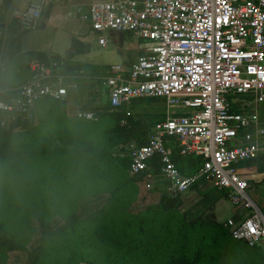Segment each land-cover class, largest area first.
<instances>
[{
	"label": "built area",
	"instance_id": "2783aa9c",
	"mask_svg": "<svg viewBox=\"0 0 264 264\" xmlns=\"http://www.w3.org/2000/svg\"><path fill=\"white\" fill-rule=\"evenodd\" d=\"M63 1L29 0L12 13L17 29L37 30L48 5ZM68 16L87 22L101 47L111 32L140 42L142 54L127 75L121 65L107 71L104 84L112 109L136 99H162L170 108L191 110L157 122L146 144H128L129 174L139 175L158 158L171 196L195 186L222 191L239 214L221 223L223 228L235 241L260 249L264 258V216L236 172V165L264 155L258 117L264 103V0H111L76 5ZM28 69L23 85L0 88L1 128L28 123L36 104L68 96L67 78L55 63L33 58ZM239 98L250 110H233ZM77 118L93 120V115ZM170 140L181 156L202 159L194 174L181 175L166 146Z\"/></svg>",
	"mask_w": 264,
	"mask_h": 264
},
{
	"label": "trees",
	"instance_id": "16d2710c",
	"mask_svg": "<svg viewBox=\"0 0 264 264\" xmlns=\"http://www.w3.org/2000/svg\"><path fill=\"white\" fill-rule=\"evenodd\" d=\"M33 55L36 54H23L16 61L27 64ZM35 107V122L28 128L22 129L23 123L11 124L6 129L0 127V167L15 169L37 157L50 155L56 159L74 160L77 164L85 161L87 177L118 175L120 182L107 188V201L85 217L79 218L75 208L59 213L64 220L58 227H52L48 213L41 209L37 216L42 231L39 244L25 250L29 264H42L50 242L66 238H85L86 247L99 251L109 264H205L209 259L210 262L216 261V258L204 250L213 247L218 252L225 245L224 241H227L229 252L238 263L243 264L248 257L256 258V249L232 239L210 212L187 219L181 211V196L173 197L164 191L144 210L133 212L127 206L113 210L126 189L137 190L145 183L143 172L136 176L129 174L127 146L134 139L140 140L141 145L146 144L148 133L156 123L134 120L125 112L118 111L94 116L91 122L69 119L64 117L61 104L49 100L39 102ZM104 119H109L110 128L99 123ZM98 127L106 128L102 135L104 138L81 139L77 136L84 129L92 132ZM88 134L85 132V135ZM57 141L62 147L57 145L53 148ZM120 146L121 150L127 147L125 155L112 151ZM191 158L196 159L198 168L202 165L201 158ZM143 185L146 188L147 183ZM83 227L85 237L78 234ZM59 248L64 252L66 246L60 244ZM22 250L24 248L16 236L0 224V254Z\"/></svg>",
	"mask_w": 264,
	"mask_h": 264
},
{
	"label": "crops",
	"instance_id": "0c3cea01",
	"mask_svg": "<svg viewBox=\"0 0 264 264\" xmlns=\"http://www.w3.org/2000/svg\"><path fill=\"white\" fill-rule=\"evenodd\" d=\"M109 1L111 0H64L61 3H50L43 12L39 28L21 32L15 25L12 13L15 9L25 8L29 0H0V88L16 89L23 85L30 78L28 62L39 58L46 63H55L67 78V98L62 102L51 101L63 106L65 118H77L79 113L96 117L118 111L125 112L134 120L157 123L190 113L191 110L170 108L162 99H136L120 109H112L109 106L108 89L104 84L107 71L113 65H121L127 75L134 61L142 54L140 42L135 41L128 33H122L123 38L120 40V33L111 32L106 46L101 47L98 45L97 35L91 31L87 22L68 16L69 9L76 5L85 7L94 2ZM47 11L48 15L45 16ZM26 53L36 55H33L27 64L24 61H16ZM35 108L31 112V121L25 124L35 122ZM232 108L237 112L250 110L247 100L242 98L234 99ZM258 117L260 125L264 127V103L258 109ZM99 123L111 127L109 119ZM133 141L141 145L140 140L134 139L131 142ZM241 143L239 141L237 144ZM166 146L181 175L190 176L198 170L196 159L181 156L172 140ZM121 148L122 146L114 149V153L125 155L126 149ZM236 172L247 182V194L264 216V155L236 165ZM143 173V181L150 185L149 193L143 185L145 183L141 184L140 188L150 197L157 200L161 192L169 191L171 183L162 177L158 158L151 160ZM181 211L187 219L210 212L219 224L239 215L235 213L222 191L199 186L181 195ZM254 254L264 263L260 249H256Z\"/></svg>",
	"mask_w": 264,
	"mask_h": 264
},
{
	"label": "rangeland",
	"instance_id": "374dc122",
	"mask_svg": "<svg viewBox=\"0 0 264 264\" xmlns=\"http://www.w3.org/2000/svg\"><path fill=\"white\" fill-rule=\"evenodd\" d=\"M135 41L138 42L137 39ZM35 109L37 110V108ZM32 124V122L24 124L22 129H26ZM106 128L108 129V127ZM105 129L98 127L92 132L84 129L80 132V136L78 134L77 136L81 139H85V137L104 138L102 135L105 133ZM85 132L89 134L85 135ZM57 145L62 147L61 142L57 141L53 144V148ZM5 168H7V172ZM9 174L16 178H6ZM85 174V161L77 164L74 160L63 157L56 159L50 155L37 157L15 169L0 167V224L11 235L16 236L24 248L22 251L1 253L0 264H29L25 250L39 244L42 231L37 222V216L41 209L48 213L47 218L51 219L52 227H58L64 220V217L59 213L75 208L79 218L85 217L99 209L107 201L108 194L105 190L117 186V183L120 182L118 175L105 178L87 177ZM147 194L143 188L126 189L113 210L117 211L124 206L133 212L144 210L147 204L156 201ZM53 214L56 215L53 216ZM78 234L85 237V227L79 230ZM224 242L225 245L221 246L218 252H215L213 247L204 250L209 256L212 255L216 258V261L210 262L209 259L205 264H240L230 254L227 241ZM60 244H65L64 252H61ZM99 253L95 249L86 247L85 238L78 240L75 238L53 239L47 247V254L42 264H109L105 261L106 257ZM218 253L219 255H216ZM113 264L115 263L113 262ZM121 264L131 263L122 262ZM243 264L264 263L259 257L254 259L248 257L243 261Z\"/></svg>",
	"mask_w": 264,
	"mask_h": 264
},
{
	"label": "clouds",
	"instance_id": "9594fccd",
	"mask_svg": "<svg viewBox=\"0 0 264 264\" xmlns=\"http://www.w3.org/2000/svg\"><path fill=\"white\" fill-rule=\"evenodd\" d=\"M5 171L7 172V168H5ZM6 178L15 179L16 177L14 175L9 174Z\"/></svg>",
	"mask_w": 264,
	"mask_h": 264
},
{
	"label": "water",
	"instance_id": "95a60500",
	"mask_svg": "<svg viewBox=\"0 0 264 264\" xmlns=\"http://www.w3.org/2000/svg\"><path fill=\"white\" fill-rule=\"evenodd\" d=\"M47 15H48V11L45 13V16H47ZM119 38H120V40H122V38H123V34L122 33L119 34Z\"/></svg>",
	"mask_w": 264,
	"mask_h": 264
}]
</instances>
